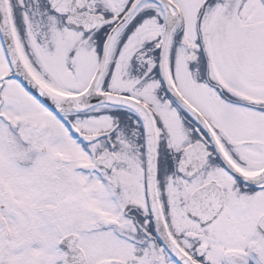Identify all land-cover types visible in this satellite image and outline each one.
Here are the masks:
<instances>
[{
  "label": "snow or ice",
  "instance_id": "6c2138e0",
  "mask_svg": "<svg viewBox=\"0 0 264 264\" xmlns=\"http://www.w3.org/2000/svg\"><path fill=\"white\" fill-rule=\"evenodd\" d=\"M0 264H264V0H0Z\"/></svg>",
  "mask_w": 264,
  "mask_h": 264
}]
</instances>
